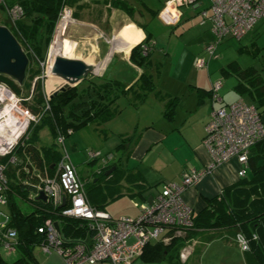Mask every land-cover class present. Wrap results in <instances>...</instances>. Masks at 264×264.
<instances>
[{
    "label": "crops",
    "instance_id": "obj_1",
    "mask_svg": "<svg viewBox=\"0 0 264 264\" xmlns=\"http://www.w3.org/2000/svg\"><path fill=\"white\" fill-rule=\"evenodd\" d=\"M170 1L73 0L75 21L71 30L75 28L78 33L84 34L89 30L95 39L100 38L102 32L107 39H111L105 43L107 52L103 55L101 51L105 45L96 43L95 47L89 49L80 41H74L75 48L81 47L79 58L88 56L95 67L104 64L100 72H95L88 80L98 77L118 81L125 87L126 93L114 100L111 110L115 114L109 119L75 130L68 138L70 147H66L64 141L63 147L59 148L47 126L39 129L30 145L41 158V170H37L34 165L29 170L30 179L17 180V171L11 169L14 166L10 170L8 168V175L14 176L9 177L10 182L23 183L19 188L12 186L11 190L13 203L23 215L33 208L25 198L28 193H32L28 184L36 185L37 176L57 177L62 150L66 151L83 184L89 205L105 212L113 220L123 217L136 219L145 206L155 201L163 184H181L182 176L193 171L207 170L199 182L182 192L183 201L195 215L207 207L208 201L219 198L225 188L239 182L240 165L236 160L210 168L211 157L202 140L213 110L240 100L255 104L252 91L242 93L238 87L240 82L234 70L252 69L264 79V20L257 22L240 41L225 38L215 49L214 56L209 57L205 49L214 41V36L210 23L199 15L201 11L207 10V1L199 0L193 6H184L179 10L166 8ZM163 12L172 18L171 24L160 18ZM149 18L152 22L153 18L156 19L158 32L151 28L145 30L143 24ZM166 33L168 36H165ZM118 35L124 38L123 42L131 41L127 52L118 49L121 44L113 43ZM146 38L153 47L141 69L130 62V53ZM157 39L161 40L160 44ZM64 41L72 44L65 38ZM58 44L57 51L65 49L60 47L62 44L65 46L61 39ZM154 52L158 53L157 61L161 59L166 68L162 72L165 73V82L160 80L162 90H156L154 82L159 73L150 71L149 59L155 60ZM47 56L48 49L45 58ZM200 60L205 61L204 67L198 65ZM143 74L151 81L146 83V87L141 84ZM215 82L221 84L218 91L220 104L211 100V86ZM88 85L82 81L75 87L84 92ZM2 86L0 112L8 108L11 116L8 124L2 121L3 117H9L6 112L0 117V146H5L14 143L19 136L17 121L22 117L15 113V109L12 110L11 105L15 101L13 104L19 107L20 100L5 85ZM5 99L8 103H5ZM261 121L264 124V115ZM13 130L15 134H12ZM10 135L15 139L9 140ZM68 149L74 153L72 157ZM89 152L99 153V159L91 158ZM56 154L60 155L59 158ZM106 156H111V160L103 165L102 158ZM0 209L10 218L8 227L16 231L11 225L9 204L0 206ZM173 233L165 231L148 245L167 246L180 236ZM89 238L90 234L86 232L79 241L88 242ZM178 247V244L171 245L165 257L159 261H148L142 255L132 264H245V253L230 238L215 239L208 243L192 240ZM201 247H204L203 252L196 255ZM37 251L41 252L38 246L29 255L16 249L9 253L0 244V258L7 263L30 256L31 262L41 264L36 256Z\"/></svg>",
    "mask_w": 264,
    "mask_h": 264
},
{
    "label": "trees",
    "instance_id": "obj_2",
    "mask_svg": "<svg viewBox=\"0 0 264 264\" xmlns=\"http://www.w3.org/2000/svg\"><path fill=\"white\" fill-rule=\"evenodd\" d=\"M3 2L7 8L18 6L22 11L21 19L14 26L10 24L8 18L2 25L9 29L28 58L26 75L29 73L31 61L38 66L36 72L30 75L32 81L44 70L45 54L61 8L65 5L72 10L73 0H3ZM0 11L4 13L1 6ZM144 44H148L147 38ZM140 45L131 50L130 62L142 69L151 51L147 56H143ZM234 72L240 82L238 87L241 88L242 93L251 90L254 94L255 104H246L253 106L260 116L264 115V79L252 69L236 68ZM141 78V84L145 87L148 81L151 82L144 74ZM37 81L35 86L33 85V95H31L34 105L28 106V110L33 116L38 117V121L29 125L25 136L19 140L9 155L0 158V165L5 167L6 189L3 195L12 214L11 225L17 232L15 249L25 255L32 254V250L42 243L43 235L38 233V229L44 226L46 221L58 224L61 238L69 245L79 242L87 232V224L80 219L63 217L58 207L37 200L35 196L40 192L38 187L45 179L38 176L36 185L28 184L32 193H28L25 197L26 202L33 208L23 215L13 203L11 192L12 186L19 188L23 183L10 182L9 177L14 178L13 174L8 175L10 167L14 166L11 169L17 171V180L30 179V171L34 165L37 170H41V158L30 145V141L41 127L49 128L55 142L59 135L67 138L70 136L67 135L68 130L74 132L90 124H100L113 116L115 113L111 108L114 100L126 93L125 87L118 81L98 79L90 81L87 77L83 82L89 85L84 92L74 87L47 96L44 93L43 80ZM0 84L7 86L17 97L22 96L21 89L26 91L21 98L30 97V82H25V79L21 85H18L9 77L0 75ZM42 104L45 107H42ZM56 155L59 158L60 155ZM20 158L21 162H19ZM11 159L14 160L13 163H10ZM192 223V229L174 238L169 245H148L142 255L148 261H159L165 257L171 245L173 247L178 244L179 249L192 240L208 243L215 239L230 238L234 241L236 236L242 235L248 242V250L244 252L245 264H264V139L256 142L249 149L245 176L237 184L225 188L219 198L208 201L207 207L194 215ZM29 257L23 256L11 263L0 258V264H36L31 262Z\"/></svg>",
    "mask_w": 264,
    "mask_h": 264
},
{
    "label": "built area",
    "instance_id": "obj_3",
    "mask_svg": "<svg viewBox=\"0 0 264 264\" xmlns=\"http://www.w3.org/2000/svg\"><path fill=\"white\" fill-rule=\"evenodd\" d=\"M206 1L208 8L199 15L210 23V30L214 36V41L205 49L209 57L214 56L215 49L225 38L240 41L257 22L264 20V0ZM197 2V0H171L166 8L179 10L184 6H193ZM0 6L3 7L11 25L14 26L21 19L23 14L20 7L7 8L3 0H0ZM70 15L71 10L63 5L54 33L59 26L58 23L64 24L63 22ZM166 15V13L161 14L160 18L171 24L172 18ZM152 47L150 43H141L142 55L147 56ZM198 65L204 67L206 63L200 60ZM220 87V82H215L211 86L213 103H221L218 95ZM14 109L15 113L22 117L17 121L20 134L14 143L0 146V157L9 155L20 140L19 137L25 136L29 125L38 121V117L27 110L20 109L16 105L12 107V110ZM72 133L71 130L67 131L68 136ZM262 139H264V124L261 116L253 106L240 100L227 106H220L211 112L202 144L211 157L210 168L236 160L240 165L238 176L243 178L249 149ZM64 141V136H57L56 144L59 148L63 147ZM89 156L99 159L100 154L89 152ZM110 160L111 156L102 158V161ZM13 161L11 159L10 163ZM4 171L5 167L0 165V206L6 205L3 195L6 189ZM57 172V177L43 179L38 190L44 193L46 202L58 207L61 216L86 222V230L90 238L88 242L65 244L54 223L46 221L44 226L38 229V233L43 235V241L39 245L40 251L45 255L57 254L64 264H132L142 256L146 246L156 241L163 232L172 231L173 234L181 235L192 229L195 214L183 201L182 192L199 182L207 170L184 174L181 184L172 182L163 184L155 201L145 206L136 219L123 217L116 220L89 205L83 184L78 179L65 150L61 151ZM63 199H65L64 206H62ZM9 221V216L0 209V244L10 253L17 244V232L8 227ZM234 242L242 252L248 250V242L242 235L236 236Z\"/></svg>",
    "mask_w": 264,
    "mask_h": 264
},
{
    "label": "rangeland",
    "instance_id": "obj_4",
    "mask_svg": "<svg viewBox=\"0 0 264 264\" xmlns=\"http://www.w3.org/2000/svg\"><path fill=\"white\" fill-rule=\"evenodd\" d=\"M74 17L75 16L73 15V12L71 10V15L66 21L63 22L64 24H62L61 22L58 23L60 25L62 24L63 33L58 31L57 36L55 35V33L53 34L51 42H50L49 47H48V56L45 58V61H44V63H45L44 70H43L42 74H40L39 76H35V78L32 79V81L30 80V75L33 72H36V69H37L38 66L35 63H32V61H31L29 73L25 77V82H30V88H31L30 89V93H29L30 97H28L27 99L21 98V97H24V95L26 94V91L23 90V89H21L22 90V96L17 97V96L14 95L16 97V99H19V100L22 99L21 101H19V104H18V106L21 107V109H23V108H27L28 109V106H33L34 105L33 97H31V95H33V92H32L33 85L35 86L37 80H39V81L43 80L42 84L44 86V93L47 96L50 93L54 92L55 89L57 88V86L60 85V83L58 81L54 80L49 74L50 64L52 63L51 61L53 60L54 56L61 55V56H65V57L72 58V59H79V60H83L84 59L83 61L85 63L93 65L92 62H90V59H89L88 56L85 55L84 57L79 58V56L81 54V52H80L81 51L80 50L81 47L75 48L74 41L75 42H79L80 41L83 45H86L87 48L91 49L93 46L94 47L96 46V43L105 45V43H107V41L111 40V39L110 40L107 39L102 32H100L101 33V37L95 39L94 35L89 30L85 34L84 33H78L75 28H74V31H72L71 30V25L74 24V21H75ZM5 20H6L5 14L0 11V24L4 23ZM150 20H151V18L147 19V21H145V24H143L145 30L149 31V29L151 28V29H154L156 32H158L159 29L157 30V28H156V22H157L156 19L153 18L154 22H152V20L150 22ZM105 28L107 29V26ZM169 30L171 31V29H169ZM169 30H168V32H169ZM119 35L116 36L115 38H118V37L121 36V35L120 36ZM165 36H168V33H166ZM58 38L61 39L62 42H64L65 46L63 44L60 46L61 48H65L64 50L61 49V50L57 51L58 46H59V44H58L59 43V39ZM64 38L67 39V40H70L72 42V44L65 43ZM123 40H124V38L119 41L118 44H121V45L118 47V49L122 50V51L125 50V52H127L126 49L129 46V44L131 43V41L129 42V41L125 40L123 42ZM132 41H134V40H132ZM157 41H158L159 44L161 43L160 39L159 40L157 39ZM141 43H145V40L143 42H141ZM164 43H166V39H164ZM55 52H56V54L54 55ZM104 52H107V46L106 45H105V47H102V51H101L102 55L104 54ZM153 55H154V59L156 60V62L153 59H149V61L151 62L150 63V65H151L150 71H152V72H156L157 71L159 73V77H156V79H154V82H155L156 90H162L163 86H162V84H160V82L161 81L165 82V73L164 74L162 73L166 69V68H164L165 64H163L164 62H162L161 59H159L157 61V59H158V53L157 52H154ZM159 65H161V68L158 69ZM103 67H104V64L101 67H96V69H95L96 74L99 73L100 70ZM94 75H95V73H94ZM94 78L98 79V80H104V79H100L98 77H94ZM7 89H9V88L7 87ZM162 93H163V91H162ZM244 97H247V96H244ZM5 98H6V96H5ZM149 100H151V98H149ZM5 103H8V101L6 99H5ZM5 103L3 102V104H5ZM0 108H2V105H0ZM8 116H9L8 118L3 117V119H2L3 124H8L10 122V120H11L10 117L11 116L9 114H8ZM12 134H15L14 130H13ZM13 137H14L13 135H10L9 140L10 139L14 140L15 137L14 138ZM68 138L69 137H67L66 140H65L66 147H70L71 146L70 145V140H68ZM87 149H85V150H87ZM68 151H69L68 153H69L70 157H72V155L74 153L71 151V149H68ZM82 151H84V150H82ZM82 151H80L79 153H83ZM203 250H204V247H201L199 249L200 252L197 253L196 255L201 254L203 252ZM36 256H37V259L41 262V264H64L63 260L55 253H51L50 255H45V254L37 251L36 252ZM99 264H109V263H99Z\"/></svg>",
    "mask_w": 264,
    "mask_h": 264
},
{
    "label": "water",
    "instance_id": "obj_5",
    "mask_svg": "<svg viewBox=\"0 0 264 264\" xmlns=\"http://www.w3.org/2000/svg\"><path fill=\"white\" fill-rule=\"evenodd\" d=\"M27 67L28 58L20 44L8 28L0 26V75L9 77L18 85H21L25 79ZM95 69V66L79 59H72L61 55L54 56L49 74L60 85L49 96L54 95L57 91H64L65 89L75 87L87 77L94 75ZM36 199L42 202L46 201L43 192H39ZM64 205L65 199H63L62 206ZM54 227L59 232L57 223H54Z\"/></svg>",
    "mask_w": 264,
    "mask_h": 264
},
{
    "label": "bare ground",
    "instance_id": "obj_6",
    "mask_svg": "<svg viewBox=\"0 0 264 264\" xmlns=\"http://www.w3.org/2000/svg\"><path fill=\"white\" fill-rule=\"evenodd\" d=\"M62 30H63L62 24H61V25L59 24V26H58V28H57V30H56V32H55V35L57 36L58 31L62 32ZM55 35H54V36H55ZM120 40H121V37L114 38L113 43L116 42L115 44H118ZM51 62H52V61H51ZM50 66H51V64H50ZM13 103H15V101H12V103H11V105L14 106ZM8 111H9V110H8V108H7V109H5V111H3L2 113L0 112V117H1V115L4 114L5 112L8 114Z\"/></svg>",
    "mask_w": 264,
    "mask_h": 264
},
{
    "label": "flooded vegetation",
    "instance_id": "obj_7",
    "mask_svg": "<svg viewBox=\"0 0 264 264\" xmlns=\"http://www.w3.org/2000/svg\"><path fill=\"white\" fill-rule=\"evenodd\" d=\"M19 139H21V137H19ZM19 141V140H18ZM109 163V161H102V164L103 165H106V164H108Z\"/></svg>",
    "mask_w": 264,
    "mask_h": 264
},
{
    "label": "clouds",
    "instance_id": "obj_8",
    "mask_svg": "<svg viewBox=\"0 0 264 264\" xmlns=\"http://www.w3.org/2000/svg\"><path fill=\"white\" fill-rule=\"evenodd\" d=\"M0 86H2V84H0ZM19 142V141H18Z\"/></svg>",
    "mask_w": 264,
    "mask_h": 264
}]
</instances>
